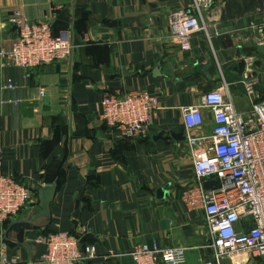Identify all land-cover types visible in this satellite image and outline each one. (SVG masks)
<instances>
[{"label": "crops", "instance_id": "crops-1", "mask_svg": "<svg viewBox=\"0 0 264 264\" xmlns=\"http://www.w3.org/2000/svg\"><path fill=\"white\" fill-rule=\"evenodd\" d=\"M190 0H0V47L16 29L8 19L46 20L72 46L67 61L27 71L0 62V173L32 192L54 184L49 218L28 205L0 226V254L13 264H38L40 234L77 233L92 257L82 264H132L139 244L188 248L186 264H264L225 257L216 262L201 210H188L182 191L194 185L182 107L228 85L235 108L247 113L264 99V0H215L202 34L182 52L167 27ZM259 80L245 94L244 75ZM43 89L44 96H40ZM145 91L159 110L146 138L126 140L101 118L106 92ZM46 100L47 102L45 103ZM204 131L211 114L204 111ZM201 130L200 132H202ZM37 197V192L35 193Z\"/></svg>", "mask_w": 264, "mask_h": 264}, {"label": "built area", "instance_id": "built-area-1", "mask_svg": "<svg viewBox=\"0 0 264 264\" xmlns=\"http://www.w3.org/2000/svg\"><path fill=\"white\" fill-rule=\"evenodd\" d=\"M215 0H190L187 10L172 11L167 27L182 52L192 50V39L202 34L211 41L206 13ZM260 29L264 31V8ZM17 36L12 47H0V62L29 73L35 68L67 61L72 46L67 38L54 35L50 22L8 19ZM264 45V37L259 42ZM242 85L249 97L256 95L259 80L244 75ZM40 96H44L43 89ZM101 118L104 125L126 140L146 138L159 108L157 98L145 91L106 92ZM204 111L211 114V128L204 131ZM185 143L193 156L195 183L181 193V202L204 214L209 244L216 262L246 255L264 261V99L247 113L236 110L228 85L204 93L197 105L182 107ZM203 130L202 132H200ZM216 185L204 187L207 181ZM37 197L28 185L0 173V226L13 219ZM84 229L71 234H40L35 243L44 246L38 264H82L92 251L80 247ZM0 254V264H13ZM188 248L139 244L129 253L132 264H186Z\"/></svg>", "mask_w": 264, "mask_h": 264}, {"label": "water", "instance_id": "water-1", "mask_svg": "<svg viewBox=\"0 0 264 264\" xmlns=\"http://www.w3.org/2000/svg\"><path fill=\"white\" fill-rule=\"evenodd\" d=\"M44 101L45 103L47 102L46 100ZM215 185L216 182L213 180L204 183L205 188H209ZM55 190L56 187L54 184L46 185L37 190L38 204H39V208L41 209V213L39 216L44 217L46 219L49 218L50 204L53 200Z\"/></svg>", "mask_w": 264, "mask_h": 264}, {"label": "trees", "instance_id": "trees-1", "mask_svg": "<svg viewBox=\"0 0 264 264\" xmlns=\"http://www.w3.org/2000/svg\"><path fill=\"white\" fill-rule=\"evenodd\" d=\"M36 192H37V191H36ZM36 192H35V193H36ZM70 233H71V234H74V233H72V232H70Z\"/></svg>", "mask_w": 264, "mask_h": 264}, {"label": "rangeland", "instance_id": "rangeland-1", "mask_svg": "<svg viewBox=\"0 0 264 264\" xmlns=\"http://www.w3.org/2000/svg\"><path fill=\"white\" fill-rule=\"evenodd\" d=\"M208 25V24H207ZM210 34V37H211V33H209Z\"/></svg>", "mask_w": 264, "mask_h": 264}]
</instances>
